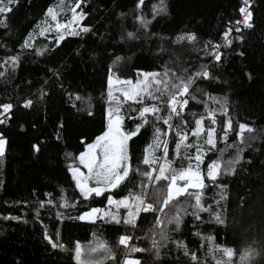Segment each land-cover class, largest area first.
<instances>
[{"label": "trees", "instance_id": "16d2710c", "mask_svg": "<svg viewBox=\"0 0 264 264\" xmlns=\"http://www.w3.org/2000/svg\"><path fill=\"white\" fill-rule=\"evenodd\" d=\"M59 1L0 0V264H264V0L244 25L245 0H65L62 37ZM144 73L143 99L108 94ZM109 108L128 170L85 196L70 167ZM190 169L202 187L169 197Z\"/></svg>", "mask_w": 264, "mask_h": 264}, {"label": "rangeland", "instance_id": "374dc122", "mask_svg": "<svg viewBox=\"0 0 264 264\" xmlns=\"http://www.w3.org/2000/svg\"><path fill=\"white\" fill-rule=\"evenodd\" d=\"M68 5V1L60 0L56 5L47 10V15L51 19L53 27L61 37L81 29V22L84 17L77 10V5H75L71 8L66 20H64ZM153 78L154 74L145 73L142 77L135 79H116L111 76L108 82V94L111 97L119 95L122 99L131 102L143 99L148 93L149 84ZM181 91L182 94L187 93L186 88H182ZM114 100L120 101V99ZM186 104L185 97L176 99L173 106L174 113L186 106ZM108 117V124L104 133L87 145L85 150L78 155L77 163L70 167V172L77 188L85 196L92 193L99 194L105 188L112 187L128 170L127 136L121 129L116 111L109 108ZM2 148L3 141L0 140V150ZM203 180L204 176L201 172L190 169L184 171L176 178L169 179L166 191L169 197H175L188 189L201 188ZM108 205H110L109 210L111 208L120 209L122 206H128L127 200L116 202L111 198L108 201ZM107 211L108 209L106 211L98 208L92 209L83 213L81 219L94 221L98 217L105 216ZM137 263L136 259L130 257H126L122 262V264Z\"/></svg>", "mask_w": 264, "mask_h": 264}, {"label": "built area", "instance_id": "2783aa9c", "mask_svg": "<svg viewBox=\"0 0 264 264\" xmlns=\"http://www.w3.org/2000/svg\"><path fill=\"white\" fill-rule=\"evenodd\" d=\"M252 3V1L251 0H245V11H244V13H243V15H242V18H241V21H240V24L241 25H244L245 24V21H244V19L246 20V16H247V14H248V7H249V5Z\"/></svg>", "mask_w": 264, "mask_h": 264}]
</instances>
